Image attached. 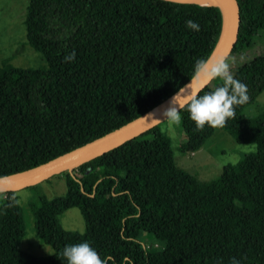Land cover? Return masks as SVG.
I'll return each instance as SVG.
<instances>
[{"label":"trees","instance_id":"obj_1","mask_svg":"<svg viewBox=\"0 0 264 264\" xmlns=\"http://www.w3.org/2000/svg\"><path fill=\"white\" fill-rule=\"evenodd\" d=\"M237 1L241 20L230 56L250 49L264 31V0ZM188 19L198 32L186 28ZM24 24L27 43L48 67L24 69L11 59L0 67V178L85 145L170 97L195 75L196 60L211 55L222 13L217 6L166 0H30ZM73 50L75 60L65 62ZM233 77L246 85L248 100L233 106L222 127L197 131L188 112L179 113L187 152L202 149L218 129L257 146L225 166L220 181L202 182L178 166L163 121L58 174L65 194L31 205L36 234L54 249L51 256L20 249L19 198L0 193V264H64V246L83 241L104 264H230L233 257L264 264V114H243L264 91V55ZM221 83L214 78L199 94ZM72 208L81 214L82 232L60 222ZM146 237L159 244L147 248Z\"/></svg>","mask_w":264,"mask_h":264},{"label":"rangeland","instance_id":"obj_2","mask_svg":"<svg viewBox=\"0 0 264 264\" xmlns=\"http://www.w3.org/2000/svg\"><path fill=\"white\" fill-rule=\"evenodd\" d=\"M29 1L0 0V67L6 59H11L13 65L24 69L39 70L48 67L45 56L32 48L26 40L24 21ZM262 55H264V31L257 34L250 49L241 54L229 55L226 59L229 72L233 75L238 67ZM243 114L250 118L264 114V91L255 102L245 107ZM161 128L171 139L178 166L196 175L202 182L220 181L225 166L236 164L245 155L257 151L255 144L239 143L227 131L218 129L206 141L202 149L191 153L182 148L186 142V134L180 121L174 123L167 119ZM65 192V178L58 175L53 176L50 182L44 181L35 188L27 187L16 191L25 224V235L20 242L22 251L38 258L54 254V249L46 245L36 234L31 205L39 204L41 197L52 200L57 196H63ZM4 198L5 195H0V201ZM60 222L69 231L82 232L85 228L81 214L76 208L69 209L61 215ZM143 242L147 248H152L155 243L159 244V242H154L152 237L144 238Z\"/></svg>","mask_w":264,"mask_h":264},{"label":"water","instance_id":"obj_3","mask_svg":"<svg viewBox=\"0 0 264 264\" xmlns=\"http://www.w3.org/2000/svg\"><path fill=\"white\" fill-rule=\"evenodd\" d=\"M177 2L207 4L220 8L222 13L221 33L217 44L207 61L209 63H215L219 59L226 60L231 54L238 39L241 20L238 1L177 0ZM212 80L208 81L203 88H200V84L203 81L194 75L179 90L183 91L184 87L192 89L199 88L200 93L210 84ZM190 81H192V83L185 86ZM179 90L146 113L85 145L64 153L33 169L0 178V193L16 192L27 187L38 185L65 171L70 172L80 165L125 144L137 136L142 135L146 131L167 120L163 116V112L168 108L171 98L176 95Z\"/></svg>","mask_w":264,"mask_h":264},{"label":"clouds","instance_id":"obj_4","mask_svg":"<svg viewBox=\"0 0 264 264\" xmlns=\"http://www.w3.org/2000/svg\"><path fill=\"white\" fill-rule=\"evenodd\" d=\"M173 4L177 0H166ZM186 28L199 31L198 23L191 19L185 21ZM76 53L73 50L64 56L65 62L75 60ZM195 75L203 82V88L208 81L219 78L222 83L214 90L199 94V88L192 89L184 87L183 91H178L169 103L168 108L163 112V116L171 122L178 123L181 119L180 110H186L189 118L194 121L195 129L202 130L205 125L211 128L222 127L228 118L235 114L234 105H242L247 102V87L241 81L235 79L229 72V64L225 59H219L215 63H209L205 59H198L195 62ZM190 81L185 86L191 84ZM235 163V161H233ZM64 264H104L100 255L87 241L77 244L65 245L62 249ZM230 264H239L233 257Z\"/></svg>","mask_w":264,"mask_h":264}]
</instances>
